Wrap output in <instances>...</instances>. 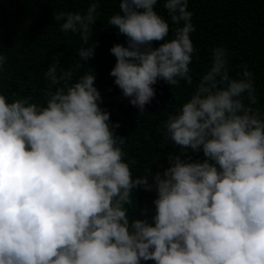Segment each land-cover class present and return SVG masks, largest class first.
<instances>
[{"label": "clouds", "instance_id": "1", "mask_svg": "<svg viewBox=\"0 0 264 264\" xmlns=\"http://www.w3.org/2000/svg\"><path fill=\"white\" fill-rule=\"evenodd\" d=\"M157 3L120 0L108 20L127 37L126 47L110 49L117 61L110 75L140 112L158 80L192 83L188 0H164L176 26L170 40ZM98 7L55 20L87 44ZM97 43L79 57L88 62ZM6 60L0 56V68ZM244 69L231 78L227 49L213 50L210 69L165 125L185 151L168 157L171 167L154 183L133 179L95 74L73 82L71 70L58 76L50 65L46 106L0 94V264H264V118L250 106L256 89ZM187 150H202L203 161L185 159ZM141 186L157 191L154 214L130 221L125 205Z\"/></svg>", "mask_w": 264, "mask_h": 264}, {"label": "trees", "instance_id": "2", "mask_svg": "<svg viewBox=\"0 0 264 264\" xmlns=\"http://www.w3.org/2000/svg\"><path fill=\"white\" fill-rule=\"evenodd\" d=\"M93 3L99 7L87 44L79 33L61 30L64 21H56V14H84ZM119 4L120 0H0V56L7 57L0 68V94L9 102L27 98L30 103L46 106L50 82L45 73L50 65L56 66L58 76L71 70L73 82L85 73L95 74L94 86L102 97L100 107L110 113V127L120 124L114 135L124 153V162L129 164L133 179L147 176L149 183H154L156 172L163 173L171 167L169 156L185 151L167 135L165 125L169 116L179 112L194 94L211 67L214 49H227L231 78H242L247 66L257 96V103L250 106L264 118V0H188L194 27L190 33L195 49L189 65L192 83L180 80L179 85L171 86L158 80L153 85L156 95L144 112L130 104L115 85V77L110 75L117 62L110 49L116 44L127 46V37L108 25L110 17L120 12ZM155 8L170 24L166 40L174 38L176 26L168 17L164 0H158ZM95 42L98 43L94 57L83 61L79 57L80 48H92ZM161 43L153 42V47ZM56 87L51 90L54 92ZM244 103L250 104L246 98ZM187 151L185 159L203 161L202 150ZM157 198L154 187L133 189L131 203L125 205L130 221L150 218ZM142 264L155 262L142 261Z\"/></svg>", "mask_w": 264, "mask_h": 264}]
</instances>
